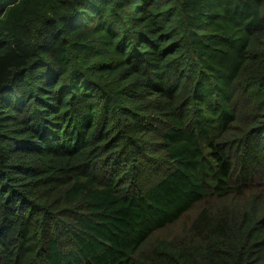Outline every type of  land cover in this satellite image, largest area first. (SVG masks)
I'll return each instance as SVG.
<instances>
[{
	"label": "trees",
	"instance_id": "trees-1",
	"mask_svg": "<svg viewBox=\"0 0 264 264\" xmlns=\"http://www.w3.org/2000/svg\"><path fill=\"white\" fill-rule=\"evenodd\" d=\"M0 264H264V0H0Z\"/></svg>",
	"mask_w": 264,
	"mask_h": 264
},
{
	"label": "rangeland",
	"instance_id": "rangeland-1",
	"mask_svg": "<svg viewBox=\"0 0 264 264\" xmlns=\"http://www.w3.org/2000/svg\"><path fill=\"white\" fill-rule=\"evenodd\" d=\"M192 216H193V213L190 214V215H188V216H186V218H184V219H183L180 223H178L177 225L165 229L164 232H166V233H168V234H169V233H174L176 230L182 228L181 226L185 223V221L188 222Z\"/></svg>",
	"mask_w": 264,
	"mask_h": 264
}]
</instances>
